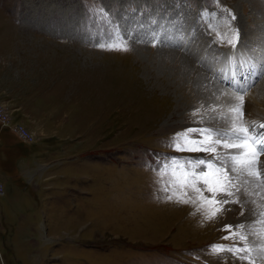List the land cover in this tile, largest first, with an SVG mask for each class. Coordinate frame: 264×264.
Returning <instances> with one entry per match:
<instances>
[{
	"label": "rangeland",
	"instance_id": "1",
	"mask_svg": "<svg viewBox=\"0 0 264 264\" xmlns=\"http://www.w3.org/2000/svg\"><path fill=\"white\" fill-rule=\"evenodd\" d=\"M220 5L258 62L264 0ZM202 9L218 11L211 0H0V264H239L206 251L228 243V223L161 199L153 170L203 155L166 138L198 126L192 109L228 87L216 77L231 49L208 47ZM116 29L131 34L127 52L95 46ZM262 87L246 97L248 120L264 117Z\"/></svg>",
	"mask_w": 264,
	"mask_h": 264
},
{
	"label": "snow or ice",
	"instance_id": "2",
	"mask_svg": "<svg viewBox=\"0 0 264 264\" xmlns=\"http://www.w3.org/2000/svg\"><path fill=\"white\" fill-rule=\"evenodd\" d=\"M211 3L218 11L202 9L198 23L211 37L208 47L231 49L219 54L222 65L216 77L228 87L213 91L210 103L192 109L189 115L198 126L181 128L166 138L173 152L203 155L159 160L153 169L155 183L165 194L161 199L192 207V215L199 214L205 222L233 211L229 205H236L244 220L223 225L219 230L226 234L220 239L228 243H213L206 251L218 258L230 255L239 264H257L264 261V121L246 119L245 103L258 78H264V54L257 62L242 45L241 30L233 23L236 15L220 0ZM130 39V33L125 36L116 29L95 46L127 52ZM152 41V47L161 43L160 34L153 33Z\"/></svg>",
	"mask_w": 264,
	"mask_h": 264
},
{
	"label": "bare ground",
	"instance_id": "3",
	"mask_svg": "<svg viewBox=\"0 0 264 264\" xmlns=\"http://www.w3.org/2000/svg\"><path fill=\"white\" fill-rule=\"evenodd\" d=\"M183 79V78H182ZM178 81H182V83H184V80H181L180 78L178 79ZM186 83H188V85H186L187 87H189V86H191V87H193L195 90L197 89L198 91L199 90H201V86H202V80H199V79H197V78H195V77H191L190 79L189 78H187L186 80ZM207 84V83H206ZM204 85V84H203ZM208 87V86H207ZM214 91V90H213ZM254 97V101L256 102V100H257V102L256 103H259L258 105H259V107H260V105H261V107L262 106H264V89H263V87L260 89V90H258L256 93H255V95L253 96ZM255 104V103H254ZM250 106H251V104H250ZM255 106V105H254ZM253 109V108H252ZM249 111V109H248V107H247V110H246V112L247 113H249L248 112ZM252 113H256L255 112V108H254V110L253 111H251ZM253 115V114H252ZM249 116V115H248ZM254 116V118L256 119V120H261V121H264V117H257V115L256 114H254L253 115ZM258 116H260V115H258ZM252 117V116H251ZM254 119V120H255ZM262 160H264V157H262L261 158ZM3 195V194H2ZM229 207H231L232 209H233V211H231V212H227V213H225L222 217H221V223H228V224H235V223H239V222H241V221H243L244 220V217L243 216H239L238 215V212H239V208L236 206V205H229ZM219 220V219H218ZM229 260V259H228ZM232 260H230L229 262H231ZM258 263V262H257ZM224 264V263H223ZM258 264H264V261H260V263H258Z\"/></svg>",
	"mask_w": 264,
	"mask_h": 264
},
{
	"label": "built area",
	"instance_id": "4",
	"mask_svg": "<svg viewBox=\"0 0 264 264\" xmlns=\"http://www.w3.org/2000/svg\"><path fill=\"white\" fill-rule=\"evenodd\" d=\"M0 116H1V114H0ZM2 124H4V120L3 119H2ZM25 136H26V138L21 140L22 143H24V144L25 143H30L31 142V137L29 136V134L28 135L26 134Z\"/></svg>",
	"mask_w": 264,
	"mask_h": 264
}]
</instances>
